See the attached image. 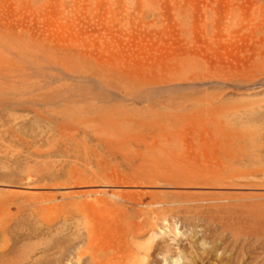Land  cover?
<instances>
[{
    "label": "rangeland",
    "instance_id": "374dc122",
    "mask_svg": "<svg viewBox=\"0 0 264 264\" xmlns=\"http://www.w3.org/2000/svg\"><path fill=\"white\" fill-rule=\"evenodd\" d=\"M222 182L264 184V0H0V264H264Z\"/></svg>",
    "mask_w": 264,
    "mask_h": 264
},
{
    "label": "bare ground",
    "instance_id": "6f19581e",
    "mask_svg": "<svg viewBox=\"0 0 264 264\" xmlns=\"http://www.w3.org/2000/svg\"><path fill=\"white\" fill-rule=\"evenodd\" d=\"M65 58H62V61ZM44 66H42L41 68H39L40 70L43 69ZM71 67H72V76L76 79L81 78L82 80L91 82L92 85H98L99 83H104L106 86H113L112 83L113 81H111L110 79V74L107 71H96L94 73V76H89L87 75L83 68V65L81 64V62H79L78 60H75V62L71 63ZM49 68V67H48ZM46 68V69H48ZM49 74H47L46 76H48ZM50 76V75H49ZM54 76V75H52ZM58 79V78H57ZM97 80V81H94ZM174 84V83H173ZM136 86V85H135ZM34 88H32L33 90ZM161 93V88H148V87H144V88H138L136 87L135 90L133 91H129L128 94H133L134 96L138 97V99H144V100H149L154 98V96H158ZM74 93L73 92H69L67 93V95L64 96H58L57 97V101H67L66 104V108L68 109V111L70 109H72V106H70L69 104L75 100L74 99ZM79 96H84L83 94H79ZM93 95H91L92 97ZM103 99H110V97L104 96V95H100ZM52 98V97H51ZM50 98V99H51ZM89 98V96L87 97ZM50 99L45 98L44 100L46 101H50ZM83 101V100H82ZM173 103V102H172ZM95 106V105H92ZM74 108V107H73ZM76 108V107H75ZM113 108H105L104 110L112 111ZM67 111V110H65ZM80 112L83 111V109L81 108L79 110ZM94 114H97L98 116H100L101 114L104 115V120L107 123V117L106 115L103 113V110L100 109V107H96L94 108ZM119 114V112L117 113ZM72 114L67 113L64 114V116H70L68 117L72 124L74 119L71 117ZM78 115V114H77ZM112 116V115H111ZM79 117V115H78ZM108 117H110V115H108ZM113 117V116H112ZM111 117V118H112ZM83 118V117H82ZM154 118V117H153ZM171 117L167 116L166 120L170 119ZM80 120V117H79ZM147 121V120H146ZM124 122V121H123ZM108 124H113V129L114 131L118 130L120 128L119 126V122L117 121H112L111 123L109 122ZM121 125V124H120ZM126 125V124H125ZM123 124V126H125ZM123 126H121V128H123ZM162 126V125H161ZM119 127V128H118ZM160 127V126H159ZM69 129V128H67ZM122 130V129H121ZM120 131V130H118ZM150 171V170H149ZM150 173V172H149ZM148 178L150 180V182H148L146 187H150V188H160V187H167V186H171V183L167 182H161V181H157V176L156 173H151L148 175ZM178 178V176H177ZM143 179V178H142ZM146 179V177H145ZM143 179V180H145ZM179 179V178H178ZM258 180V179H257ZM175 181V180H174ZM178 181V180H177ZM186 183L187 180H185ZM232 181V180H231ZM184 182V181H183ZM190 183V182H189ZM193 183V182H192ZM143 184V182H142ZM184 185V184H182ZM180 185V186H182ZM187 185V184H186ZM188 186V185H187ZM190 186V185H189ZM78 187V186H77ZM81 187V186H80ZM88 187V186H87ZM179 187V186H178ZM183 187V186H182ZM198 187V186H197ZM203 187V186H202ZM206 188L208 187H212L215 188L218 193H217V197L216 198H207V199H203L202 202L210 204V203H215L214 207L217 208V210H221L223 211L222 213L226 216V223L227 224H236L239 226L244 227L245 229H251L254 232H260V231H264V201H259V202H236V203H232V201L234 202L236 200V198H230V195L232 196V193H235L237 191L240 190H260V193L257 195V199L258 200H264V184L263 183H255V182H243V183H220V184H206L205 186ZM82 188V187H81ZM90 188V187H89ZM186 188V187H185ZM196 188V187H195ZM162 189V188H161ZM200 190H202L200 188ZM205 190V189H204ZM209 190V189H208ZM175 191V190H174ZM194 191V190H193ZM192 191V192H193ZM173 192V191H172ZM251 192V191H250ZM90 193V191H89ZM96 193V192H94ZM93 193V194H94ZM98 193V192H97ZM240 195V194H239ZM191 196V195H190ZM234 196V195H233ZM239 199V198H238ZM237 199V200H238ZM243 199V198H242ZM247 199V198H246ZM255 199V198H254ZM244 200V199H243ZM250 200V199H249ZM256 200V199H255ZM141 205V204H140ZM143 227V226H142ZM141 227V229H142ZM140 230V228H139ZM233 232V230H232ZM244 233V232H243ZM241 235V234H240ZM237 235V236H240ZM245 235V234H244ZM243 235V236H244ZM254 235V234H253ZM247 237V236H246ZM258 237V236H257ZM256 237V238H257ZM74 264V262H73Z\"/></svg>",
    "mask_w": 264,
    "mask_h": 264
}]
</instances>
